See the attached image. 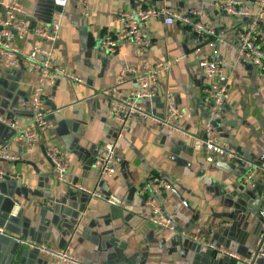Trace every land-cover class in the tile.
<instances>
[{"label": "crops", "instance_id": "1", "mask_svg": "<svg viewBox=\"0 0 264 264\" xmlns=\"http://www.w3.org/2000/svg\"><path fill=\"white\" fill-rule=\"evenodd\" d=\"M241 1L250 11L247 17L220 12L224 0H88L87 15L74 0L63 10L52 0H0V16L15 5L31 26L49 24L62 12L56 63L82 80L62 79L48 86L44 105L51 111V127L31 150L0 123V145L17 157L0 162L17 176L0 182V227L6 230L0 234V264H56L14 244L15 237L68 250L85 264H244L210 252L204 241L246 259L257 251L264 222V80L240 56L237 33L250 22L264 29V7L258 0ZM140 6L200 10L215 35L198 36L188 27L153 18L141 25L147 48L126 40L115 54L105 53L101 40L107 32H118L117 12H134ZM37 43L41 41L29 35L14 45L26 56ZM215 51L222 62L217 82L229 93L217 137L237 150L239 158L233 162L218 156L208 162L210 153L204 147L208 113L203 94L208 82L199 62ZM169 62L170 68L159 75L155 97L140 104L163 116L166 99L172 98L184 113L189 138L135 117L117 146V174L102 182L94 149L115 141L118 134L108 96L116 89L128 94L136 87L129 77L117 85L121 68L143 71L146 65ZM36 81V72L27 66L8 70L0 59V116L28 122L31 115L21 109L20 100L33 92ZM50 144L58 145L68 159L63 180L56 178L45 157ZM249 163L255 175L245 183ZM152 175L172 186L156 199L162 217L172 220L173 231L146 219L151 215L146 203L152 195ZM76 184L98 188L118 203L92 198ZM247 191L251 195L242 198Z\"/></svg>", "mask_w": 264, "mask_h": 264}, {"label": "built area", "instance_id": "2", "mask_svg": "<svg viewBox=\"0 0 264 264\" xmlns=\"http://www.w3.org/2000/svg\"><path fill=\"white\" fill-rule=\"evenodd\" d=\"M70 1L52 0L53 4L62 10ZM74 2L81 12L87 15L88 0H74ZM258 5L264 7V0H258ZM219 11L237 18L247 17L250 14L241 0H224L219 6ZM22 13L20 7L9 5L6 7L3 16H0V59L3 66L8 70H17L22 66H27L31 71L36 72L37 81L33 92L20 100L21 109L32 115L25 124L6 120L3 116H0V123L13 129L16 139L23 140L26 148L31 150L40 140L42 133L51 127L49 120L51 111L47 110L44 105L48 86L62 79L72 83H81L82 80L56 63V44L60 38L62 12L51 23L37 26H31L21 19L19 16ZM153 18H161L166 25L179 24L188 27L198 36L215 35L214 31L208 28L204 14L200 10L177 11L165 6H140L134 12L121 10L117 12L119 30L116 33L107 32L103 36L100 44L101 49L107 54H115L120 42L131 40L136 47L144 50L149 46V41L144 37L141 25ZM29 35L40 40L41 44H34L31 51L23 56L14 42L24 40ZM237 39L240 56L248 60L264 80V29L259 27L256 22H250L237 33ZM209 45L215 48L214 42ZM171 65L172 62L150 64L146 65L143 71L130 65H124L121 68L117 76V85L121 86L129 77L134 78L136 87L128 94H123L119 89H116L108 96L109 115L117 124L118 134L115 141L96 146L94 149V165L102 182L117 174V146L125 138L129 125L135 117L141 118L146 123L171 129L189 138L190 134L183 122L184 113L172 98L166 99L163 116L144 110L140 104L141 100H152L155 97L154 88L157 85L159 75L168 70ZM199 66L208 82L203 94V104L208 113V119L205 123L207 139L204 143L205 149L210 153L207 160L212 163L214 156H218L233 162L239 158L237 150L222 143L217 137V125L222 120V110L229 96L228 89L217 82L222 62L215 51L212 57L202 59ZM44 153L46 159L54 167L56 178L63 180L69 162L60 147L50 144ZM16 159L17 157L10 152L7 145H0V162H13ZM248 168L250 172H248L245 183H251L255 175V166L249 163ZM15 178L17 176L13 172H7L0 166V182ZM149 185L152 195L146 204L151 215L146 216V219L160 229L173 231L172 220L162 217V210L158 204V199H156L161 198L164 191L171 190V184L152 175ZM75 188L92 198L103 199L111 205L118 203L115 198L104 197L98 188L89 189L78 184L75 185ZM5 233L6 230L0 227V234L4 235ZM192 240L198 241L196 237H192ZM14 242L19 246L36 251L56 264H85L68 250L57 249L47 244H36L29 238L15 237ZM202 244L218 255L241 261L244 264H257L256 261L264 257V222L257 240V251L248 259L241 258L236 253L209 241H204Z\"/></svg>", "mask_w": 264, "mask_h": 264}, {"label": "water", "instance_id": "3", "mask_svg": "<svg viewBox=\"0 0 264 264\" xmlns=\"http://www.w3.org/2000/svg\"><path fill=\"white\" fill-rule=\"evenodd\" d=\"M32 115V114H31ZM9 128V127H8ZM11 129V128H10ZM12 131H13V133L15 132L13 129H11ZM247 193V196L245 195ZM245 194H243V195H241V197L242 198H246V197H249V195H251V193L249 192V191H247ZM14 244H16L15 242H14ZM17 245V244H16ZM210 252H211V250H210ZM213 253V252H212ZM264 259L263 258H260V259H258L256 262H257V264H259L260 262H262ZM241 262V261H240ZM243 263V262H242Z\"/></svg>", "mask_w": 264, "mask_h": 264}]
</instances>
